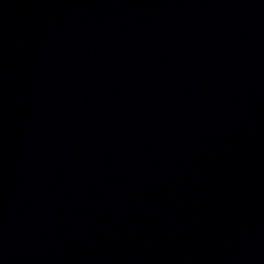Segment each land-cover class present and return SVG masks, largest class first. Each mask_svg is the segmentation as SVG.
<instances>
[{"label":"water","instance_id":"95a60500","mask_svg":"<svg viewBox=\"0 0 264 264\" xmlns=\"http://www.w3.org/2000/svg\"><path fill=\"white\" fill-rule=\"evenodd\" d=\"M0 264H264V0H0Z\"/></svg>","mask_w":264,"mask_h":264}]
</instances>
